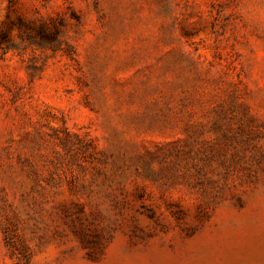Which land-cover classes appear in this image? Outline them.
<instances>
[{
	"label": "rangeland",
	"instance_id": "1",
	"mask_svg": "<svg viewBox=\"0 0 264 264\" xmlns=\"http://www.w3.org/2000/svg\"><path fill=\"white\" fill-rule=\"evenodd\" d=\"M0 264H264V0H0Z\"/></svg>",
	"mask_w": 264,
	"mask_h": 264
}]
</instances>
